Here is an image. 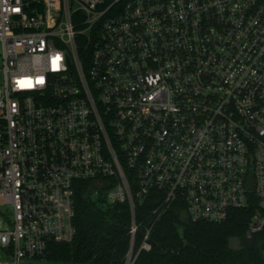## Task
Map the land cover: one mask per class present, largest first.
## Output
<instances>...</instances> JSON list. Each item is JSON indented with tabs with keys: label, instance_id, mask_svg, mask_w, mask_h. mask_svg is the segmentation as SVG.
<instances>
[{
	"label": "built area",
	"instance_id": "2783aa9c",
	"mask_svg": "<svg viewBox=\"0 0 264 264\" xmlns=\"http://www.w3.org/2000/svg\"><path fill=\"white\" fill-rule=\"evenodd\" d=\"M80 183L129 206L123 264L152 192L158 219L264 211V0H0V264L73 241Z\"/></svg>",
	"mask_w": 264,
	"mask_h": 264
},
{
	"label": "trees",
	"instance_id": "16d2710c",
	"mask_svg": "<svg viewBox=\"0 0 264 264\" xmlns=\"http://www.w3.org/2000/svg\"><path fill=\"white\" fill-rule=\"evenodd\" d=\"M92 183H80L75 197L74 227L76 235L70 243H52L45 261L50 264H123L130 247L129 231L132 215L128 205H108L93 200ZM162 196L152 192L137 201L136 222L140 225L136 250L140 248L146 229L153 228L150 252H141L135 264H264L256 248L232 252V237L246 236L258 204L233 210L221 223L191 222L184 205H171L158 219L153 211ZM257 244L264 242V230L256 235ZM42 261V260H41Z\"/></svg>",
	"mask_w": 264,
	"mask_h": 264
},
{
	"label": "water",
	"instance_id": "95a60500",
	"mask_svg": "<svg viewBox=\"0 0 264 264\" xmlns=\"http://www.w3.org/2000/svg\"><path fill=\"white\" fill-rule=\"evenodd\" d=\"M248 188L250 190L253 189L252 186V182L250 180ZM228 247L229 250L232 252H240L243 250H249V251H253L256 248H258L261 257L264 260V242L260 241L257 244L256 241V237H251V238H247V237H243V238H238V237H232L229 239V243H228Z\"/></svg>",
	"mask_w": 264,
	"mask_h": 264
},
{
	"label": "rangeland",
	"instance_id": "374dc122",
	"mask_svg": "<svg viewBox=\"0 0 264 264\" xmlns=\"http://www.w3.org/2000/svg\"><path fill=\"white\" fill-rule=\"evenodd\" d=\"M92 197H93V200L98 202V200H99L98 195H93ZM7 217H8V215L6 212V208L5 207L0 208V230H6L7 229V223H6ZM36 264H50V263H48L45 260H42V261H36Z\"/></svg>",
	"mask_w": 264,
	"mask_h": 264
}]
</instances>
